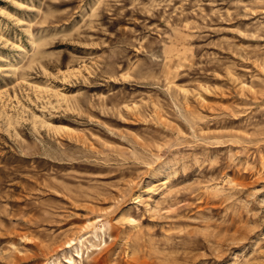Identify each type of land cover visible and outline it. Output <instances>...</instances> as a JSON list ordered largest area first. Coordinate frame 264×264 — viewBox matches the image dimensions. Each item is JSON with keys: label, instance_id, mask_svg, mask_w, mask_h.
<instances>
[{"label": "rangeland", "instance_id": "rangeland-1", "mask_svg": "<svg viewBox=\"0 0 264 264\" xmlns=\"http://www.w3.org/2000/svg\"><path fill=\"white\" fill-rule=\"evenodd\" d=\"M264 264V0H0V264Z\"/></svg>", "mask_w": 264, "mask_h": 264}, {"label": "bare ground", "instance_id": "bare-ground-1", "mask_svg": "<svg viewBox=\"0 0 264 264\" xmlns=\"http://www.w3.org/2000/svg\"><path fill=\"white\" fill-rule=\"evenodd\" d=\"M101 257V254L94 256L90 264H101Z\"/></svg>", "mask_w": 264, "mask_h": 264}]
</instances>
